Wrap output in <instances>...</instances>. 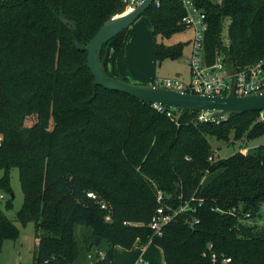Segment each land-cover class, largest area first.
I'll list each match as a JSON object with an SVG mask.
<instances>
[{
	"label": "trees",
	"instance_id": "1",
	"mask_svg": "<svg viewBox=\"0 0 264 264\" xmlns=\"http://www.w3.org/2000/svg\"><path fill=\"white\" fill-rule=\"evenodd\" d=\"M123 1L0 0V191L10 193V207L17 167L24 194L15 219L0 208V252L19 236L17 220L35 224L33 264H114L116 246L149 242L161 247L166 264H264V225L243 221L264 207V144L221 158L210 141L261 136L260 111L215 122L199 119L200 111H160L125 92L94 88L88 53L61 17L77 23L87 45ZM193 2L206 15L207 65L223 55L240 68L264 55V0ZM186 13L184 0H155L142 14L158 36L160 64L191 43L164 41L190 29ZM126 32L102 54L107 46L119 53ZM108 72L128 80L116 66ZM185 204L190 209L180 211ZM161 206L172 219L158 235L150 222Z\"/></svg>",
	"mask_w": 264,
	"mask_h": 264
},
{
	"label": "water",
	"instance_id": "2",
	"mask_svg": "<svg viewBox=\"0 0 264 264\" xmlns=\"http://www.w3.org/2000/svg\"><path fill=\"white\" fill-rule=\"evenodd\" d=\"M154 1L142 0L133 9H128L129 0H124L122 5L104 22L87 45H84L81 40L77 23L67 19L64 15L61 17L62 22L70 24V30L75 38L77 48L86 50L88 53L87 66L94 76V88L97 85H101L107 89L125 92L151 104L160 103L190 111H212V117L218 118L234 113L263 111L264 90L247 95H238L235 93V68L230 59H227V72L233 77L230 92L226 96L192 93L153 83H136L117 78L107 71L110 47L107 46L105 48L104 55L102 56V50L105 44L119 32L127 29ZM12 196H14L13 193ZM96 241L97 236L92 239L90 245Z\"/></svg>",
	"mask_w": 264,
	"mask_h": 264
},
{
	"label": "rangeland",
	"instance_id": "3",
	"mask_svg": "<svg viewBox=\"0 0 264 264\" xmlns=\"http://www.w3.org/2000/svg\"><path fill=\"white\" fill-rule=\"evenodd\" d=\"M128 9H131L129 4ZM228 24L229 21L227 20L223 29V39L225 42H227ZM192 36L193 31L190 28L187 31L177 33L170 39H165L164 41L166 44L174 45L177 42H185L187 39L189 41V38ZM111 51L112 49H110V55L108 57L109 60L107 61V71H112L113 66H116V69L119 71L117 57L113 55ZM190 51L191 43H188L184 49L183 56H181L180 58L174 60L167 59L162 64H160L156 57L155 74L162 77H180V79L186 82L189 81L190 66L187 61V57L189 56ZM227 116H225L224 119H227ZM210 141L216 153L215 156L225 158L232 155L238 150L242 151L244 154H247L250 151L254 152L258 146L264 144V134L252 139L248 138V136H244L242 137V139H235L233 137V133H231L230 140L223 141L212 138L210 139ZM213 174H215V172L211 173L210 175H206L203 178L202 183L205 184L207 181H209L210 176H213ZM1 175L2 174H0V176ZM11 187L12 193L14 194L12 205L6 208V201L9 199V197H11V195L10 193H7L5 191H0V195H3V198H0V208L4 210L9 218L15 219L18 210L23 204L24 199V194L19 179V170L17 167H14L11 170ZM243 221L249 224L255 223L260 226L264 225V207L261 208L259 216L253 217L251 213L248 212L246 215H244ZM15 223L20 229V234L17 239H6L4 241L2 251L0 252V264H33L35 246L39 245V243L36 244L35 242V224L34 222H29L24 225L17 220H15ZM141 253L142 245L137 246V244H135L131 248H118L117 253L115 251L114 256L115 264H140L138 257L141 255ZM143 259L145 262L164 264L163 254L155 245L150 246L146 250Z\"/></svg>",
	"mask_w": 264,
	"mask_h": 264
},
{
	"label": "built area",
	"instance_id": "4",
	"mask_svg": "<svg viewBox=\"0 0 264 264\" xmlns=\"http://www.w3.org/2000/svg\"><path fill=\"white\" fill-rule=\"evenodd\" d=\"M141 2L142 0H129L128 4L133 9ZM158 4L159 2L157 1ZM184 5L187 13L183 18V22L189 25L193 31V36L190 39L191 52L187 60L190 66V79L186 82L180 79V77H162L155 80L153 84L192 93L226 96L230 92L233 77L227 72V59L221 55L217 57L212 65L205 63L204 42L205 31L207 29L206 15L196 7L193 0H184ZM233 66L236 76V94L247 95L264 90V55L253 64L240 68L236 67L235 64ZM153 106L160 111H165L163 104L155 103ZM167 115L171 116L172 112L167 111ZM224 117H212V111L199 112V119L203 120L219 122ZM259 119L264 122V110L260 111ZM88 195L93 198L96 196L93 192H89ZM0 198H3V195H0ZM159 199H161V196ZM102 207L106 208L107 204L105 202L102 203ZM188 209H190L188 204L180 206V211H186ZM106 219L111 220V215L108 214ZM171 219L172 214L166 212L165 208L161 206L157 209V214L152 218L150 226L156 234L161 235L163 226ZM195 222H198V220ZM101 254L103 253L101 252ZM212 259L213 262L217 260V255L214 252L212 253ZM224 261H230V258H224ZM139 263L148 264L142 260H139Z\"/></svg>",
	"mask_w": 264,
	"mask_h": 264
},
{
	"label": "crops",
	"instance_id": "5",
	"mask_svg": "<svg viewBox=\"0 0 264 264\" xmlns=\"http://www.w3.org/2000/svg\"><path fill=\"white\" fill-rule=\"evenodd\" d=\"M191 38L192 37H190L189 39ZM157 42L158 36L154 34L153 27L149 18L146 15H141L140 17H138L127 28L122 50L119 53H116L113 50L111 51V53H113V55L117 57L118 69L121 76L136 83L147 84L153 83V80L162 78V76H157L155 74V51ZM188 58L189 56L187 57V60ZM152 245L157 246L163 254V250L161 249V247L152 242H149L146 245H142V253L138 257V260L144 261L143 256L145 255L146 250ZM137 246L140 245L137 244ZM121 247L122 246L115 247L116 253L117 249ZM146 263L154 264L152 262ZM164 264H166L165 259Z\"/></svg>",
	"mask_w": 264,
	"mask_h": 264
}]
</instances>
